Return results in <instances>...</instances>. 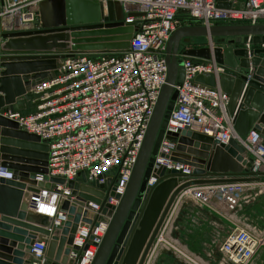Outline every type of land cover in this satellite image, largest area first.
<instances>
[{
	"label": "built area",
	"instance_id": "built-area-1",
	"mask_svg": "<svg viewBox=\"0 0 264 264\" xmlns=\"http://www.w3.org/2000/svg\"><path fill=\"white\" fill-rule=\"evenodd\" d=\"M42 1L1 0L3 28L7 31L37 29ZM91 1L102 5L104 15L109 14V1L121 4L125 24L134 27L129 47L98 54L80 51L67 55L59 60V75L38 87L44 94L38 98L41 102L37 104V111L27 115L9 114L21 129L39 135L41 141L48 144V170L36 172L28 183L32 188L26 189L28 194L24 198L34 213L49 216L51 233L39 235L32 243L27 256L30 264H50L49 240L68 217V209L62 207L66 200L82 213L69 259L77 264H92L112 218L102 211L103 203L116 206L125 193L160 91L167 81L165 55L172 33L185 25L210 27L264 21V0L243 3L230 0L229 8L219 7L217 0ZM197 39L182 43L179 50L185 76L181 84L176 85L175 107L156 154L155 166L174 165L161 155L176 148L177 141L166 135L188 127L219 143L236 139L247 148L253 168L264 170V141L258 130L252 127L247 135H240L235 128V114L229 110L230 94L196 81L199 74L212 72L217 67L212 60L196 62L183 55L185 48H196L193 41ZM213 41L209 38L208 43L212 46ZM177 165L187 167L185 171L191 170L182 163ZM0 175L12 176L1 171ZM52 176L65 177V181L52 180ZM155 180L156 177L151 176L150 183ZM82 183L101 189L104 192L101 200L80 197ZM249 183L202 184L187 189L192 190V197L201 205L209 204L214 198L222 201L233 198L241 204L244 196L239 194ZM100 184L105 186L100 187ZM169 215L153 247L164 236ZM215 241L222 255L218 264H252L264 243V239L258 238L254 229L246 225L230 228ZM166 244L191 264H210L188 253L175 238L167 240ZM85 245L88 246L85 248Z\"/></svg>",
	"mask_w": 264,
	"mask_h": 264
},
{
	"label": "water",
	"instance_id": "water-1",
	"mask_svg": "<svg viewBox=\"0 0 264 264\" xmlns=\"http://www.w3.org/2000/svg\"><path fill=\"white\" fill-rule=\"evenodd\" d=\"M217 5L229 8L231 2L217 0ZM108 8L109 14L103 15L102 5L91 0H43L40 26L23 31L5 30L0 17V67H5L0 70V171L12 174L0 175V264H30L27 256L32 243L39 235L51 233L49 216L34 213L24 198L28 194L26 189L32 188L28 183L36 172L48 170V144L39 135L21 129L5 113L36 112L41 102L38 98L44 94L38 87L59 75V60L67 55L129 47L134 27L125 24L119 2L109 1ZM201 37L211 40L220 37L222 42L226 37L232 38L228 41L230 45L212 43L182 51L196 62L212 60L222 69L217 75L215 70L199 74L196 81L217 87L218 80L222 90L230 94L231 113L242 97L234 111L235 128L244 136L255 127L264 141V58L261 57L264 45L234 46L245 45L249 40L264 43V23L185 25L176 29L166 47L167 81L160 91L126 191L116 206L103 203L102 211L112 218L92 264H145L178 196L190 186L264 182V170L253 168L242 143L234 138L219 143L188 127L166 135L177 144L171 153L161 155L174 165L155 166L156 154L175 107L176 85L185 76L179 56L181 44ZM177 163L191 170L185 171L187 167H179ZM82 176L85 179L84 171ZM151 176L156 177L154 183H150ZM51 179L65 181L62 176ZM79 187L80 197L100 201L104 195L101 189L85 183ZM62 207L68 209V217L62 220L59 232L51 235L47 257L50 264H77L69 259V254L82 213L67 200Z\"/></svg>",
	"mask_w": 264,
	"mask_h": 264
},
{
	"label": "crops",
	"instance_id": "crops-1",
	"mask_svg": "<svg viewBox=\"0 0 264 264\" xmlns=\"http://www.w3.org/2000/svg\"><path fill=\"white\" fill-rule=\"evenodd\" d=\"M240 1L243 3L245 0ZM231 38L232 37H226L223 42L222 38H215V45H230L228 44V41ZM202 39H205V43L201 45L199 43L194 47L199 48L202 46H209V38L201 37L197 40ZM262 45H264V43H252L251 40H249L245 45L234 44L235 47H260ZM261 57L264 58V53L261 54ZM213 64L216 63L214 62ZM4 69L5 67H0V70ZM221 70L222 69L220 67H216V75ZM251 70L252 73L255 72L254 67H252ZM217 84V87L221 88L218 80ZM245 85L247 86V84ZM241 98L239 97L236 106L241 102ZM236 106L234 111L236 110ZM234 111L232 112L233 114ZM9 114L10 113L6 112L5 116L9 117ZM179 164L181 165V163ZM257 184H264V182H251L246 184L244 191L251 188V186H256ZM191 192V189H187V192L184 191L179 196V201L177 200L174 204L172 210L170 211L169 218L165 223L164 236L157 242L155 247L151 248L145 264H191L183 256L175 252L172 247L166 244L167 240H173V238L177 239L180 247L186 249V251L191 253L194 257L201 258L205 262L213 264L212 262L216 260L214 259L215 255L219 254L215 239L225 234L230 228L245 225V217L243 219V213L240 214L239 212L240 206L243 204V201H245L243 198L240 200L241 204L238 201H233L231 204L233 209L236 206L237 207L236 210L232 211L229 207L228 201H222L219 200V198H214L209 204H198V202L192 197ZM244 193L245 192L242 194L244 195ZM197 245L201 246L199 247ZM258 253L259 251L254 257L252 264H259L260 255Z\"/></svg>",
	"mask_w": 264,
	"mask_h": 264
},
{
	"label": "rangeland",
	"instance_id": "rangeland-1",
	"mask_svg": "<svg viewBox=\"0 0 264 264\" xmlns=\"http://www.w3.org/2000/svg\"><path fill=\"white\" fill-rule=\"evenodd\" d=\"M40 26V22H39ZM205 43V39L193 41L194 45ZM94 54H98L100 51H91ZM243 192L244 195L242 194ZM239 196H244L243 204L240 206L239 212L243 213V219L245 217V225L254 229L255 233L258 235V238L264 239V184H257L256 186H251L245 191H242ZM218 199V198H217ZM221 200V198L219 199ZM234 199L229 198V207L232 211L236 210V207L233 209L232 203ZM193 205V204H192ZM247 223V224H246ZM201 246V245H197ZM259 264H264V244L259 248ZM222 255L219 253L215 255L216 260L213 264H218L221 261Z\"/></svg>",
	"mask_w": 264,
	"mask_h": 264
},
{
	"label": "bare ground",
	"instance_id": "bare-ground-1",
	"mask_svg": "<svg viewBox=\"0 0 264 264\" xmlns=\"http://www.w3.org/2000/svg\"><path fill=\"white\" fill-rule=\"evenodd\" d=\"M103 15H104V12H103ZM8 24V23H7ZM187 192V191H186ZM179 201V200H178Z\"/></svg>",
	"mask_w": 264,
	"mask_h": 264
}]
</instances>
